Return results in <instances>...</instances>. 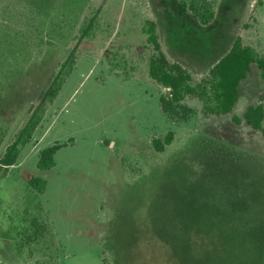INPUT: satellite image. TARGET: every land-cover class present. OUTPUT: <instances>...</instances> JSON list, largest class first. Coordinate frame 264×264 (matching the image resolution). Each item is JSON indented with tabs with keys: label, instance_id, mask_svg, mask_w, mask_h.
Returning a JSON list of instances; mask_svg holds the SVG:
<instances>
[{
	"label": "rangeland",
	"instance_id": "rangeland-1",
	"mask_svg": "<svg viewBox=\"0 0 264 264\" xmlns=\"http://www.w3.org/2000/svg\"><path fill=\"white\" fill-rule=\"evenodd\" d=\"M97 8L105 31L78 42ZM145 19L194 83L237 36L264 56V0H217L207 26L178 0H0V159L58 64L78 55L16 162L0 169V264H239L225 254L216 213L223 188L239 190L242 206L264 195V135L233 120L264 102L260 70L251 65L231 112L207 113L190 94L189 119H171L159 100L168 89L148 73ZM115 50L135 66L131 74L106 63ZM169 131L173 142L156 151L152 139ZM54 144L55 165L39 169ZM33 177L47 180L44 191Z\"/></svg>",
	"mask_w": 264,
	"mask_h": 264
},
{
	"label": "trees",
	"instance_id": "trees-1",
	"mask_svg": "<svg viewBox=\"0 0 264 264\" xmlns=\"http://www.w3.org/2000/svg\"><path fill=\"white\" fill-rule=\"evenodd\" d=\"M179 8L190 12L203 26L210 25L216 17L217 0H178ZM143 30L148 42L153 46L154 53L148 61L149 76L160 86L168 89L160 94L162 111L171 119L187 120L193 112L187 97L197 94L204 103V109L211 114H227L231 112L240 97V83L247 77L251 65L255 63L264 81V56L252 46L245 45L237 36L227 52H225L209 69V75L202 82L194 83L192 72L180 61L172 60L164 50L158 24L155 20L145 19ZM105 28L100 21V9L94 10L91 17L85 18L77 30L78 42L93 39L103 33ZM106 63L116 70L131 74L135 66L129 65L130 59L124 53L115 50L113 55L106 57ZM78 62V55L71 52L58 64L57 70L44 94L40 104L29 115L24 125L18 130L14 140L9 143L0 159V169L13 165L20 153L33 136L36 128L43 120L46 112L45 101L52 102L61 90L68 75ZM237 123L245 120L254 130L264 135V102L249 104L243 115H234ZM5 136V129L0 128V145ZM174 140V132L169 131L163 138L154 137L152 145L156 151H163ZM61 147L54 144L40 153L38 168L45 170L55 165V153ZM29 183L38 191H44L47 180L33 177Z\"/></svg>",
	"mask_w": 264,
	"mask_h": 264
},
{
	"label": "crops",
	"instance_id": "crops-1",
	"mask_svg": "<svg viewBox=\"0 0 264 264\" xmlns=\"http://www.w3.org/2000/svg\"><path fill=\"white\" fill-rule=\"evenodd\" d=\"M226 189H222L220 197L224 206L217 207L216 213L219 235L225 243V254L231 255V262L239 255V264H264V195L254 197L253 204L242 206L240 191ZM249 236L252 238V251L248 253L246 238ZM241 241L245 244L242 245ZM172 244L173 241H170Z\"/></svg>",
	"mask_w": 264,
	"mask_h": 264
}]
</instances>
